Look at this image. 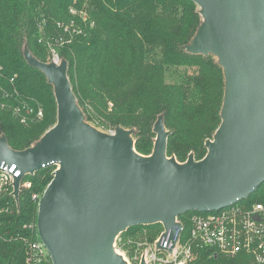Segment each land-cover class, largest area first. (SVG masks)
I'll return each mask as SVG.
<instances>
[{
    "label": "water",
    "instance_id": "water-1",
    "mask_svg": "<svg viewBox=\"0 0 264 264\" xmlns=\"http://www.w3.org/2000/svg\"><path fill=\"white\" fill-rule=\"evenodd\" d=\"M191 1L202 23L185 51L216 58L225 81L221 124L199 161L193 153L184 163L168 157L163 115L148 156L136 151L134 129L100 131L78 103L68 61L42 62L24 49L27 64L53 87L57 123L22 151L0 135V166L21 172L12 183L18 204L24 178L57 167L37 218L52 264H129L115 242L130 228L172 230L178 217L219 211L264 183V0Z\"/></svg>",
    "mask_w": 264,
    "mask_h": 264
},
{
    "label": "trees",
    "instance_id": "trees-1",
    "mask_svg": "<svg viewBox=\"0 0 264 264\" xmlns=\"http://www.w3.org/2000/svg\"><path fill=\"white\" fill-rule=\"evenodd\" d=\"M201 23L191 0H0V135L22 151L57 123L53 87L27 64L24 49L49 62L47 42L65 38L70 42L61 58L68 61V77L88 123L134 129L136 151L148 156L154 124L163 115L171 132L168 157L184 163L193 153L202 160L206 141L221 124L225 81L216 58L185 51ZM28 104L40 105L44 117L21 123L15 109ZM55 170L49 166L27 176L32 189L20 192L19 204L11 185L0 194V207L12 211L1 219L0 264H25L22 240L37 234L24 229L37 223L39 206L32 196L45 192ZM242 203L264 204V183ZM197 253V264H251L245 254L215 256L207 248Z\"/></svg>",
    "mask_w": 264,
    "mask_h": 264
},
{
    "label": "built area",
    "instance_id": "built-area-1",
    "mask_svg": "<svg viewBox=\"0 0 264 264\" xmlns=\"http://www.w3.org/2000/svg\"><path fill=\"white\" fill-rule=\"evenodd\" d=\"M71 13L76 14L74 10H71ZM69 42L65 38L49 40V62L60 63L62 58L55 45L63 46ZM15 114L20 117L21 123L28 124L32 120L42 119L44 110L40 105L28 104L17 107ZM20 176L21 172L16 171L15 165L8 169L2 164L0 194L8 191L7 187H12L14 178ZM20 188L21 191H29L32 189V182L24 178ZM12 193L13 187L11 195ZM43 194L32 196L38 206ZM242 202L243 200L237 201L219 211L198 212L188 218L180 216L176 219L177 225L169 231L162 225L153 234L146 228H143L145 234L142 232L127 236L126 231L117 237L115 250L129 264H197L199 248L210 249L215 256L230 258L245 254L251 258V264H264V204L256 203L247 207ZM10 212V208L0 207V230L3 215ZM24 229L33 233L37 230L35 237H25L22 240L26 247L25 264H52L48 250L40 241L37 223L27 225ZM2 239L0 232V240Z\"/></svg>",
    "mask_w": 264,
    "mask_h": 264
},
{
    "label": "rangeland",
    "instance_id": "rangeland-1",
    "mask_svg": "<svg viewBox=\"0 0 264 264\" xmlns=\"http://www.w3.org/2000/svg\"><path fill=\"white\" fill-rule=\"evenodd\" d=\"M56 46V50H57V52L60 54V56L62 55V50H63V46H58L57 47V45H55ZM47 55H48V57L50 58V56H51V51L49 50V47H47ZM109 107H110V109H111V107H112V104L110 103L109 104ZM100 131H103V132H106V133H112V132H114V130L111 128V127H107V128H104V127H101V128H98ZM158 230V228H154V229H150L149 230V232L151 233V234H153L154 232H156ZM142 232H144V234L146 233L145 231H144V229L142 228V227H140V228H137V229H132V230H130V231H127V233H126V235L128 236V235H131V234H137V233H142ZM150 233H148V234H150ZM124 249V248H123ZM127 249V248H126Z\"/></svg>",
    "mask_w": 264,
    "mask_h": 264
}]
</instances>
